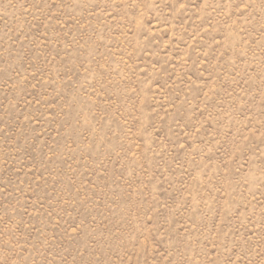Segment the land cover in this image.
<instances>
[{"label": "rangeland", "instance_id": "374dc122", "mask_svg": "<svg viewBox=\"0 0 264 264\" xmlns=\"http://www.w3.org/2000/svg\"><path fill=\"white\" fill-rule=\"evenodd\" d=\"M0 264H264V0H0Z\"/></svg>", "mask_w": 264, "mask_h": 264}]
</instances>
